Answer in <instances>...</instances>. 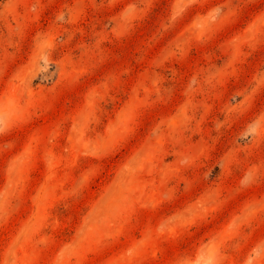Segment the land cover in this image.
I'll use <instances>...</instances> for the list:
<instances>
[{"label":"rangeland","instance_id":"1","mask_svg":"<svg viewBox=\"0 0 264 264\" xmlns=\"http://www.w3.org/2000/svg\"><path fill=\"white\" fill-rule=\"evenodd\" d=\"M0 264H264V0H0Z\"/></svg>","mask_w":264,"mask_h":264}]
</instances>
